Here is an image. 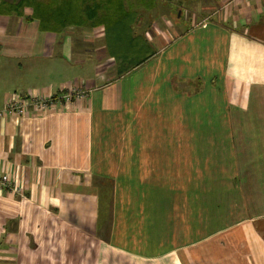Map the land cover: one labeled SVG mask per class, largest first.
Segmentation results:
<instances>
[{"label": "crops", "instance_id": "crops-1", "mask_svg": "<svg viewBox=\"0 0 264 264\" xmlns=\"http://www.w3.org/2000/svg\"><path fill=\"white\" fill-rule=\"evenodd\" d=\"M177 1L0 0V111L88 92L0 116V264H264V0Z\"/></svg>", "mask_w": 264, "mask_h": 264}, {"label": "built area", "instance_id": "built-area-1", "mask_svg": "<svg viewBox=\"0 0 264 264\" xmlns=\"http://www.w3.org/2000/svg\"><path fill=\"white\" fill-rule=\"evenodd\" d=\"M78 87L74 86L70 93L65 94L62 98H27L20 94H11L5 102L4 109L0 111V116L10 114L12 116L25 115L32 108L35 112L45 113L53 110L57 102L66 104L73 103L85 99L86 91L78 92ZM0 188L9 189L15 194H21L22 190L17 181L13 180L9 175L0 172Z\"/></svg>", "mask_w": 264, "mask_h": 264}, {"label": "rangeland", "instance_id": "rangeland-1", "mask_svg": "<svg viewBox=\"0 0 264 264\" xmlns=\"http://www.w3.org/2000/svg\"><path fill=\"white\" fill-rule=\"evenodd\" d=\"M160 2H161V6H162V8H160L164 13H167V12H169V10L171 11V13L174 15V16H176V15H178L180 12L182 13V14H186V15H189V17L190 16H192L193 15V12H191L192 10L194 11V6L192 5V4H190V2H188V3H184V6H177L176 4H178V1L177 0H159ZM181 1V0H180ZM182 2V1H181ZM193 2V1H192ZM170 3H172V4H170ZM172 5V6H171ZM183 8V11L182 10H180V9H182ZM192 9V10H191ZM185 11V12H184ZM192 18V17H191ZM76 38H77V36H76ZM84 59H85V57H83ZM90 64V63H89ZM35 65L33 64V70H37V67H38V65L37 66H35ZM40 66H42V65H39V67H38V69L40 70ZM42 68V67H41ZM79 71H81V70H79ZM79 71H78V75L80 76V75H82L81 73H79ZM81 72H83V71H81ZM84 73V72H83ZM34 74V72H32V75ZM63 75H64V77L63 78H65V77H68V78H66L67 80H69V81H71V82H73V83H75L76 81H79V79L78 78H74L73 77V72H72V69H69L68 68V71H63ZM56 76V75H55ZM83 76V75H82ZM47 77H48V74H47ZM57 78V77H56ZM56 78H52V79H54V81H56ZM39 80L38 79H36V82H38ZM79 89H78V92H82V91H84L85 90V88H80V86H77ZM12 94H16V92L15 93H12ZM18 94H20V93H18ZM10 96V95H9ZM84 96L86 97V98H88V92L86 91V93H84ZM6 102V101H5ZM5 102H3V104L5 105ZM4 105H2V108L1 109H4ZM214 172H215V168H207V175H213L214 174ZM217 185H219V184H217ZM217 185H216V183H207V184H205V188H206V190H212V189H221V191L223 192V191H225V190H227V188H226V185L228 186V184H225V185H223V184H221V187H217Z\"/></svg>", "mask_w": 264, "mask_h": 264}]
</instances>
